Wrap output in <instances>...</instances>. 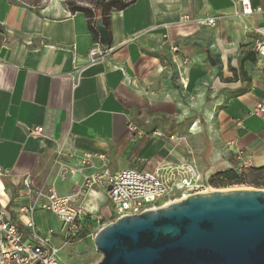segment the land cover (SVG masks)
I'll list each match as a JSON object with an SVG mask.
<instances>
[{
    "label": "crops",
    "instance_id": "crops-1",
    "mask_svg": "<svg viewBox=\"0 0 264 264\" xmlns=\"http://www.w3.org/2000/svg\"><path fill=\"white\" fill-rule=\"evenodd\" d=\"M71 2L94 11L91 0H0V209L10 220L23 228L21 207L36 201L24 194L26 177L35 191L67 197L83 175L102 171L158 167L167 177L168 166L188 161L209 178L236 165L238 151L264 167V116L249 115L264 103V56L255 51L264 0H251L261 9L252 16L240 15L239 0H135L110 13L99 63L89 60L100 43L95 18ZM186 15L217 19L207 26ZM37 128L40 137L31 135ZM59 146L70 167H81L73 150L92 155L95 167L62 178L53 166ZM77 202L88 221L112 222L105 189ZM44 203L34 213L41 235L57 217Z\"/></svg>",
    "mask_w": 264,
    "mask_h": 264
},
{
    "label": "built area",
    "instance_id": "built-area-1",
    "mask_svg": "<svg viewBox=\"0 0 264 264\" xmlns=\"http://www.w3.org/2000/svg\"><path fill=\"white\" fill-rule=\"evenodd\" d=\"M241 16H252L261 9L255 10L251 0H239ZM217 18L191 19L190 16H183V22L196 21L207 26H214ZM262 40L257 43L255 51L264 56V26L255 30ZM1 33V28H0ZM107 52L97 43L89 53L91 63L103 62ZM187 63V61L185 62ZM250 116H264V103L255 105L249 112ZM132 132H136L135 125L129 126ZM43 128H37L31 132L34 137L42 136ZM159 137H164L160 132H154ZM170 140L181 141V138L170 136ZM232 143H228L230 149ZM66 156L63 146L56 151V158L53 166L58 167V174L64 178L67 174L72 176L76 173L82 174L83 170L91 166L92 155L83 151L73 150L68 154L71 159H79L81 167L74 169L62 158ZM237 164L232 166L238 174L253 167L252 158L244 151H238L235 157ZM169 175L165 177L161 169L156 167L153 170L128 169L110 174L107 171L96 172L92 175H83V183L76 186L73 193L67 197H58L54 192L46 193L44 189L35 191L31 180L26 177L23 180L24 194L26 197H36V201L28 206L21 207L23 228L9 219L5 211L0 209V264H62L57 254L59 249L53 245V230H49L46 236L38 232L34 213L38 208L39 200H46V203L39 205L54 215L62 223L61 235L66 245L80 238L84 231L86 214L78 204V198L86 195L95 188H103L107 191L108 198L113 208V220L117 221L125 216H135L150 210H156L174 202L181 201L187 197L210 191L209 178L203 177L196 169L193 162L179 161L168 166ZM231 169V168H230ZM0 168V176H2ZM213 175V174H212ZM108 188H111L108 190Z\"/></svg>",
    "mask_w": 264,
    "mask_h": 264
},
{
    "label": "water",
    "instance_id": "water-1",
    "mask_svg": "<svg viewBox=\"0 0 264 264\" xmlns=\"http://www.w3.org/2000/svg\"><path fill=\"white\" fill-rule=\"evenodd\" d=\"M96 27L106 45L108 29L101 19ZM94 244L98 264H264V191L193 194L107 224Z\"/></svg>",
    "mask_w": 264,
    "mask_h": 264
},
{
    "label": "rangeland",
    "instance_id": "rangeland-1",
    "mask_svg": "<svg viewBox=\"0 0 264 264\" xmlns=\"http://www.w3.org/2000/svg\"><path fill=\"white\" fill-rule=\"evenodd\" d=\"M24 2H41L46 3L49 0H22ZM263 183V182H262ZM212 189H209L210 191H217V190H229V189H256V190H263L264 187L256 188L253 185L250 184H242V185H233L229 187H213ZM111 219L107 220H90L87 224L85 232L82 234V236L72 242L67 243L64 245L65 240L64 237L61 235V228L62 223L60 220L55 217L51 220V226L49 230H53L55 232V235L52 239L53 245L59 249V252L57 254L58 260L62 264H98L103 256L101 253H99L96 250L94 239L97 235V233L102 229V225L105 223L110 224ZM114 222V221H113ZM47 234L45 233L46 236Z\"/></svg>",
    "mask_w": 264,
    "mask_h": 264
},
{
    "label": "trees",
    "instance_id": "trees-1",
    "mask_svg": "<svg viewBox=\"0 0 264 264\" xmlns=\"http://www.w3.org/2000/svg\"><path fill=\"white\" fill-rule=\"evenodd\" d=\"M82 1V0H78ZM94 4V11H90L87 7L81 6L79 4L73 5L71 2L70 5H73L72 11L74 12H82L90 20L95 18L94 27L91 28V32L94 33V31L97 30L96 24L99 19H101L106 26V28L109 30V15L112 11H122L125 10L127 7H129L131 4L135 2V0H91ZM96 33H98L96 31ZM99 42V40H97ZM111 40L104 45L108 46L110 45ZM242 59L241 63L243 66ZM242 70V67L240 68ZM263 182V183H262ZM209 184L213 187L221 188V187H229L233 185H242V184H250L253 185L256 188L264 187V167H252L244 172L242 174H238L235 170V168L227 169L224 171L217 172L210 176L209 178ZM89 218L86 219L85 225L89 223ZM86 228L84 227V231L80 234V237L85 232Z\"/></svg>",
    "mask_w": 264,
    "mask_h": 264
}]
</instances>
